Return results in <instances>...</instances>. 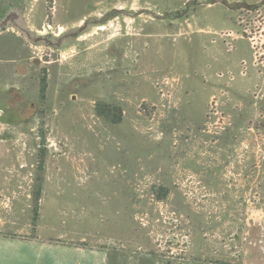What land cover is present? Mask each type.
<instances>
[{
    "label": "rangeland",
    "instance_id": "374dc122",
    "mask_svg": "<svg viewBox=\"0 0 264 264\" xmlns=\"http://www.w3.org/2000/svg\"><path fill=\"white\" fill-rule=\"evenodd\" d=\"M214 2L0 0V264H264L254 212L225 242L189 193L131 173L123 190L121 136L164 138L184 93L216 135L256 77L248 124L264 126V0Z\"/></svg>",
    "mask_w": 264,
    "mask_h": 264
},
{
    "label": "crops",
    "instance_id": "0c3cea01",
    "mask_svg": "<svg viewBox=\"0 0 264 264\" xmlns=\"http://www.w3.org/2000/svg\"><path fill=\"white\" fill-rule=\"evenodd\" d=\"M256 82L252 76L234 86L231 99L240 108L231 110L232 126L216 135L201 131L205 106L199 108L198 96L188 93L168 115L169 122L162 123L164 138L156 141L128 128L119 151L127 171L123 190L131 173L152 179L162 198L189 193L193 198L185 203L191 211L218 213L215 220L222 222L218 227L225 242L226 236L241 241L236 233L246 228L248 211L254 212L250 238L258 239L264 230V126L248 124L258 108L247 91ZM178 202L172 199L170 208L175 210Z\"/></svg>",
    "mask_w": 264,
    "mask_h": 264
},
{
    "label": "trees",
    "instance_id": "16d2710c",
    "mask_svg": "<svg viewBox=\"0 0 264 264\" xmlns=\"http://www.w3.org/2000/svg\"><path fill=\"white\" fill-rule=\"evenodd\" d=\"M97 115L104 121L110 124H117L121 121L120 113L116 115L112 112V109L109 105L98 104L97 106Z\"/></svg>",
    "mask_w": 264,
    "mask_h": 264
},
{
    "label": "flooded vegetation",
    "instance_id": "af4514ba",
    "mask_svg": "<svg viewBox=\"0 0 264 264\" xmlns=\"http://www.w3.org/2000/svg\"><path fill=\"white\" fill-rule=\"evenodd\" d=\"M214 1H215L214 3H216L217 0H214Z\"/></svg>",
    "mask_w": 264,
    "mask_h": 264
}]
</instances>
